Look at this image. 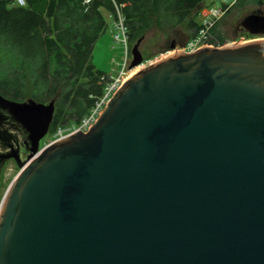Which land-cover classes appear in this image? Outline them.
<instances>
[{"label": "water", "instance_id": "95a60500", "mask_svg": "<svg viewBox=\"0 0 264 264\" xmlns=\"http://www.w3.org/2000/svg\"><path fill=\"white\" fill-rule=\"evenodd\" d=\"M240 28L264 35V16ZM0 104L30 141L0 198V264H264V39L152 62L86 133L41 148L53 101Z\"/></svg>", "mask_w": 264, "mask_h": 264}, {"label": "trees", "instance_id": "16d2710c", "mask_svg": "<svg viewBox=\"0 0 264 264\" xmlns=\"http://www.w3.org/2000/svg\"><path fill=\"white\" fill-rule=\"evenodd\" d=\"M112 1L124 16L129 44L151 21L160 30L184 20L189 30L199 28L189 15L202 0H23V6L0 0V94L53 101L48 141L57 127L77 123L101 94L104 73L94 69L90 55L106 29L101 11L114 15ZM210 32L222 45L215 26Z\"/></svg>", "mask_w": 264, "mask_h": 264}, {"label": "rangeland", "instance_id": "374dc122", "mask_svg": "<svg viewBox=\"0 0 264 264\" xmlns=\"http://www.w3.org/2000/svg\"><path fill=\"white\" fill-rule=\"evenodd\" d=\"M234 1L235 0H204L203 3L206 7H215L223 3L227 5L232 4ZM193 14L194 18H198V22L201 23L206 18V15L210 18V16L214 14V10L204 7L201 10L192 12L191 15L193 16ZM248 14L264 16V0H248L247 2L236 0V2L221 16L217 15L218 19L214 26L219 36L223 38L222 45L243 44L244 42L264 39V35L262 34H251L240 28V21ZM104 17L106 19L105 21L109 23V18L106 13H104ZM176 31L178 33L179 29L173 28L172 30L162 32L152 26L146 28L142 33V40L138 45V51L142 56V62L137 67L129 69L131 70V76L142 67L152 62L168 57L174 53H182L179 51V47L183 44L184 40L179 42L174 41V47L172 49L170 48V39L175 36ZM132 44H130L129 49ZM120 55V46L113 42L106 32L103 37L95 41L90 55V63L95 70L106 75L110 74L114 76L119 69ZM47 135L48 133L41 138L38 143V148L48 143ZM17 171L18 170L15 168L6 170L3 185L0 188V198Z\"/></svg>", "mask_w": 264, "mask_h": 264}, {"label": "built area", "instance_id": "2783aa9c", "mask_svg": "<svg viewBox=\"0 0 264 264\" xmlns=\"http://www.w3.org/2000/svg\"><path fill=\"white\" fill-rule=\"evenodd\" d=\"M93 0H82V4L87 5ZM114 8V30L112 34V41L121 47L122 54L119 63V69L114 76L102 75L99 77V81L102 82L101 94L94 100L92 106L88 111L77 121L75 124L59 126L54 131L51 140L48 143L61 139L67 135L75 132L86 133L88 129L94 124L98 115L115 93L119 86L126 80L123 76L129 71L128 65L130 62V49L127 35V29L124 24V19L119 11V8L113 3ZM11 5L23 6V0H12ZM214 14L212 16L206 15V18L199 24V28L195 31L192 37L185 41L180 47L179 51L182 53L194 52L201 48H218L220 47L215 39L214 35L211 34L210 29L214 26L217 21V15H222L227 11L228 6L224 8H212ZM224 46V45H222Z\"/></svg>", "mask_w": 264, "mask_h": 264}, {"label": "flooded vegetation", "instance_id": "af4514ba", "mask_svg": "<svg viewBox=\"0 0 264 264\" xmlns=\"http://www.w3.org/2000/svg\"><path fill=\"white\" fill-rule=\"evenodd\" d=\"M0 97L16 103L24 101L12 100L1 94ZM29 148V134L9 113L8 109L0 104V188L3 185L6 170L9 168L18 170L16 163L26 160Z\"/></svg>", "mask_w": 264, "mask_h": 264}, {"label": "crops", "instance_id": "0c3cea01", "mask_svg": "<svg viewBox=\"0 0 264 264\" xmlns=\"http://www.w3.org/2000/svg\"><path fill=\"white\" fill-rule=\"evenodd\" d=\"M236 1V0H235ZM234 1V2H235ZM204 0H202L200 3H198L194 8H193V10L191 11V13H190V18H192V21L195 23V24H197V25H199V23L200 22H198V18H194V14H193V16L191 15L192 14V12H196V11H198V10H201V9H203L204 7L205 8H224V6L225 7H227L228 6V8L230 7V6H232V4L234 3H232V4H221L220 6H215V7H206L205 5H204ZM204 6V7H203ZM104 13H106L107 14V16H108V18H109V23H107L106 21H105V23H106V29H105V31H104V33L103 34H101L100 36H99V38L100 37H103L104 35H105V33L107 32V34H108V36L110 37V39L112 40V34L115 32V30H114V27H113V25H114V15H112V14H109L108 12H106V11H104V10H102L101 11V14H102V16L104 17ZM121 13V12H120ZM122 14V13H121ZM123 16V15H122ZM123 18H124V16H123ZM196 19V20H195ZM104 20H106L105 19V17H104ZM187 20H184L183 22H181V23H179V24H177V25H175L173 28L174 29H179V32L177 33V31L175 32V36L174 37H172L171 39H170V42H174V41H177V42H179V41H181V40H184V42L185 41H187L190 37H192L193 36V34L195 33L193 30L191 31V30H189L188 28H187ZM155 27L156 29H158L156 26H155V24L151 21L149 24H148V27ZM147 27V28H148ZM173 28H171V29H168V30H172ZM160 30V29H159ZM168 30H160V31H162V32H164V31H168ZM180 31H181V33H180ZM183 38V39H182ZM140 41L142 40V35L140 36ZM183 42V43H184ZM175 43V42H174ZM121 48V47H120ZM121 54H122V50H121ZM121 56V55H120ZM121 60V59H120ZM119 66V65H118ZM118 71V70H117ZM104 75H106V74H104ZM108 75H110V74H108ZM112 76V75H111Z\"/></svg>", "mask_w": 264, "mask_h": 264}, {"label": "bare ground", "instance_id": "6f19581e", "mask_svg": "<svg viewBox=\"0 0 264 264\" xmlns=\"http://www.w3.org/2000/svg\"><path fill=\"white\" fill-rule=\"evenodd\" d=\"M135 67H137V66H135ZM135 67H133V68H135ZM130 76H131V70H129V71L127 72V74H125V75L123 76V79L126 78V80H127ZM126 80H125V81H126Z\"/></svg>", "mask_w": 264, "mask_h": 264}]
</instances>
